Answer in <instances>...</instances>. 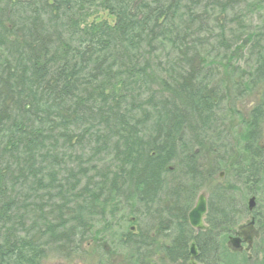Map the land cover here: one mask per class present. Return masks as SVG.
<instances>
[{
	"label": "trees",
	"instance_id": "trees-1",
	"mask_svg": "<svg viewBox=\"0 0 264 264\" xmlns=\"http://www.w3.org/2000/svg\"><path fill=\"white\" fill-rule=\"evenodd\" d=\"M257 3L0 0V264H90L94 249L96 264H187L191 239L197 264H264L254 209L258 258L224 245L248 193L216 180L224 101L260 86L236 164L264 191V25L245 19ZM97 8L114 20L88 21ZM236 49L245 70L225 63Z\"/></svg>",
	"mask_w": 264,
	"mask_h": 264
},
{
	"label": "rangeland",
	"instance_id": "rangeland-1",
	"mask_svg": "<svg viewBox=\"0 0 264 264\" xmlns=\"http://www.w3.org/2000/svg\"><path fill=\"white\" fill-rule=\"evenodd\" d=\"M247 11H249L250 15L246 16V23L248 24L249 29H255V27H262L264 25V7L259 6L257 3V9L253 10L251 7L247 8ZM110 18H113L112 15L108 13L106 9L103 8H97L93 11V14L89 18L88 21H99V20H105L110 22ZM214 47H216V43H214ZM223 52V51H222ZM235 58H231L230 60H226L225 63H232L233 61H238L240 63L241 69L245 70V63L244 61L239 60L240 57V49L235 50ZM242 56H246L245 51L242 52ZM232 57V56H231ZM225 73V69H221ZM247 73H245L246 77ZM262 89L260 86L257 87V90H251L247 91L244 96H235L234 99H226L223 104V114L226 120L227 125V138L223 139L224 146L219 151L220 154L223 153L225 150V154L222 157L221 161L219 162L218 167L216 168V180L218 182H221L226 185H231V191L235 194H242V193H248L243 198L244 204L248 205V200L253 196L254 198V210L259 213L264 214V191L257 195L250 194V189L247 187V183L244 184L239 181L238 178V164H236V160L240 159L241 152V143H242V132L244 131V118L249 110V108L255 103L261 101V94ZM244 93V92H243ZM262 102V101H261ZM226 112V114H225ZM243 130V131H242ZM260 144L264 147V124L262 126V130L260 133ZM215 157L210 155L208 161L210 163V160L212 161ZM218 163V162H216ZM235 179H238V182H236ZM244 179V175L240 178ZM242 190V193H237V191ZM205 193V192H204ZM207 194V193H206ZM255 196V197H254ZM238 199V198H237ZM253 221L252 215H247L243 218H240L238 224L236 225L235 230L239 233L241 230H246L247 234L253 233L250 236L251 239L246 240V238L243 240V236L240 235V241L238 243V247L236 249H239L244 255L248 256L252 260L254 257L259 256L257 253V242L259 240L260 235H257V238L254 236L255 233H257L255 226H253L252 229H248L249 223ZM101 228L99 224L95 225L94 229ZM233 231L227 232V234L223 235V243L226 246L229 241V237L234 235L232 234ZM106 234L109 236L113 235V232L111 229L106 230ZM101 235H99L100 237ZM232 238V239H233ZM229 245V243H228ZM221 247V245L219 244ZM90 256L93 258V261L91 263L96 264V259L99 258L101 255L100 250H88L84 256ZM116 260L111 261V264H120L117 258H114ZM78 257H72L70 258H60L55 256H49L47 260L43 262V264H81L77 263ZM251 260V261H252ZM117 261V262H116ZM105 264H110V260L106 262Z\"/></svg>",
	"mask_w": 264,
	"mask_h": 264
},
{
	"label": "water",
	"instance_id": "water-1",
	"mask_svg": "<svg viewBox=\"0 0 264 264\" xmlns=\"http://www.w3.org/2000/svg\"><path fill=\"white\" fill-rule=\"evenodd\" d=\"M253 206H254V199L253 197H251L248 200V209L252 210ZM205 213H206V198L203 193H200L197 196L194 206L190 209L188 213L189 225L197 231L206 229V225L203 222ZM231 243L234 248L238 247V239L235 238L231 239ZM188 254H189V261L187 264H196L195 258L197 256V248L193 240L190 241L189 243Z\"/></svg>",
	"mask_w": 264,
	"mask_h": 264
},
{
	"label": "flooded vegetation",
	"instance_id": "flooded-vegetation-1",
	"mask_svg": "<svg viewBox=\"0 0 264 264\" xmlns=\"http://www.w3.org/2000/svg\"><path fill=\"white\" fill-rule=\"evenodd\" d=\"M263 124H264V121L262 122V126H263ZM262 126H261V129H260V133H261V130H262ZM258 143H259L260 148H264V147L260 144V139H259ZM251 197H253V196H251ZM254 197H255V196H254ZM253 207H254V206H253ZM252 219H253V218H252ZM257 222H258L257 217H255V218L253 219V222H252V223H249V226H248V229H252L253 226H255L257 233H255L254 236H255L256 238H257V235L259 234V230H260V228H259L258 225H257ZM240 232H241V234H239ZM240 232L238 233V232H236L235 230H233L232 234L234 235V237L238 238L239 240H240V238H239L240 235H242L243 238H246V240H249V239H251L250 236L252 235L253 230H252V233H250V234H247L246 230H241ZM259 235H260V234H259ZM232 238H233V236L229 237V241H231ZM238 250H239V249H238Z\"/></svg>",
	"mask_w": 264,
	"mask_h": 264
},
{
	"label": "bare ground",
	"instance_id": "bare-ground-1",
	"mask_svg": "<svg viewBox=\"0 0 264 264\" xmlns=\"http://www.w3.org/2000/svg\"><path fill=\"white\" fill-rule=\"evenodd\" d=\"M253 199H254V198H253ZM234 238H235V239H238V238H236V237H234ZM234 238H233V239H234ZM192 240L194 241V244H195V240H194V239H191L190 241H192ZM239 241H240V240L238 239V243H239ZM189 243H190V242H189ZM195 246H196V245H195ZM196 248H197V247H196ZM188 255H189V254H188ZM197 256H198V250H197ZM197 256H196V258H197ZM196 258H195V261H196ZM188 261H189V260H188ZM187 263H188V262H187ZM196 264H197V261H196Z\"/></svg>",
	"mask_w": 264,
	"mask_h": 264
},
{
	"label": "clouds",
	"instance_id": "clouds-1",
	"mask_svg": "<svg viewBox=\"0 0 264 264\" xmlns=\"http://www.w3.org/2000/svg\"><path fill=\"white\" fill-rule=\"evenodd\" d=\"M112 20H114V18H110V22H111Z\"/></svg>",
	"mask_w": 264,
	"mask_h": 264
}]
</instances>
